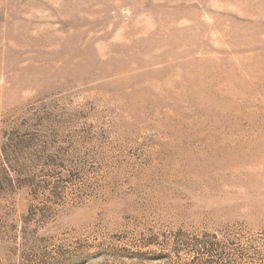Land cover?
I'll return each instance as SVG.
<instances>
[{
    "label": "rangeland",
    "instance_id": "374dc122",
    "mask_svg": "<svg viewBox=\"0 0 264 264\" xmlns=\"http://www.w3.org/2000/svg\"><path fill=\"white\" fill-rule=\"evenodd\" d=\"M203 234L264 264V0H0V264Z\"/></svg>",
    "mask_w": 264,
    "mask_h": 264
},
{
    "label": "trees",
    "instance_id": "16d2710c",
    "mask_svg": "<svg viewBox=\"0 0 264 264\" xmlns=\"http://www.w3.org/2000/svg\"><path fill=\"white\" fill-rule=\"evenodd\" d=\"M215 240V242H214ZM216 240H218V236L213 234V235H201V236H197V237H192L191 239H189L187 242H183V246H186L185 248L192 253L191 258H189L188 261L185 262V264H202L203 262H201V259H199L200 254H208L211 251L215 250V247L218 246V241L216 242ZM63 246H59L55 249L52 250V252L54 254H57V256H61L64 253H69L70 256L74 255L75 253L73 252H69V251H64L63 253H61ZM84 248L80 247V248H76L75 250L77 251V254L73 257H75V260H71L70 264H75V263H82L84 261H87L88 256H86V252L85 250H83ZM178 250L177 248H172V250H170L169 252L163 251L160 252L158 254V256L162 259L165 260H169L172 261L173 257H177L179 256L178 254ZM70 258V257H69Z\"/></svg>",
    "mask_w": 264,
    "mask_h": 264
}]
</instances>
